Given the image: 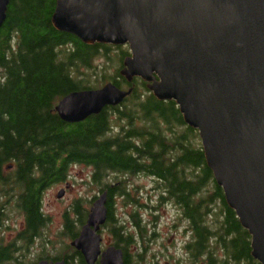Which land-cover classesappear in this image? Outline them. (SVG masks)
<instances>
[{"label": "trees", "instance_id": "obj_1", "mask_svg": "<svg viewBox=\"0 0 264 264\" xmlns=\"http://www.w3.org/2000/svg\"><path fill=\"white\" fill-rule=\"evenodd\" d=\"M55 8L56 0H11L0 29V264H27L25 250L50 223L42 211L44 193L64 182L74 165L91 168L89 185L100 195L107 193L106 223L126 264H131L127 249L134 245L135 233L143 245L137 254L142 264H147V243L158 235L148 233L137 214L132 216V233L117 224L114 199L133 201L129 182L137 175L154 180L156 213L158 207L173 205L178 222L186 223L188 264H259L252 257L251 236L206 164L198 132L184 123L174 101H159L145 82L128 83L120 75L128 52L118 55L119 68L109 82L121 90L133 88L123 103L80 123L61 120L56 107L62 99L102 88L93 84L98 75L90 71L102 54L111 60L107 53L112 46H88L57 31L52 24ZM85 211L76 203L75 217L69 211L63 215L69 239L80 234L89 213ZM12 212L23 217L24 230L6 244ZM165 258L170 264H186L182 258Z\"/></svg>", "mask_w": 264, "mask_h": 264}, {"label": "water", "instance_id": "obj_2", "mask_svg": "<svg viewBox=\"0 0 264 264\" xmlns=\"http://www.w3.org/2000/svg\"><path fill=\"white\" fill-rule=\"evenodd\" d=\"M11 0H0V29ZM54 28L88 46H128L120 75L174 101L199 134L206 164L264 264V0H56ZM132 93L109 83L75 92L56 112L80 123ZM64 196V190L58 199ZM108 195L94 203L71 246L87 264L101 255ZM107 249L100 264H124ZM38 264H66L41 261Z\"/></svg>", "mask_w": 264, "mask_h": 264}, {"label": "rangeland", "instance_id": "obj_3", "mask_svg": "<svg viewBox=\"0 0 264 264\" xmlns=\"http://www.w3.org/2000/svg\"><path fill=\"white\" fill-rule=\"evenodd\" d=\"M111 48L107 53V55L111 56V60L102 54L93 61V70L90 72L96 73L98 79L91 80L94 85H101L99 88H103L107 83L113 82L112 79L116 76V71L119 68L118 55L121 52H128L129 55L125 56V58L131 56L128 46H112ZM102 75H106V78H102ZM123 89L125 90L126 88ZM131 89L133 91V88ZM69 169V174L64 182L53 185L44 193L42 211L50 219V223L42 231L39 239L34 241L30 248L25 250L23 255L27 264L38 263L48 258L61 257L63 259L66 256H72L74 254L73 249L70 248L72 240L65 234L63 215L69 211L75 217L73 206L76 203L81 206L82 210H86L85 212L88 213L93 203L101 196L98 189L89 185L91 168H87L84 165H74ZM154 184V180L145 175H137L130 178L129 190L131 191L130 196L133 201L129 203L121 196H116L114 199V213L117 224L124 226L128 232L132 233L134 229L132 216L133 214H137L138 218L143 220L141 224L147 226L148 233L154 230L158 233L157 241L151 240L147 243V253L144 256V261L147 264H156L157 262L158 264L172 263L170 262L171 260L167 261L165 256L172 257L174 261L182 258L183 263L186 262L188 264L184 248L190 240V235L186 232V223L178 222V210L173 205L158 207L159 213H156L153 206H155L154 201L157 199L158 192L154 190ZM62 190H64V196L58 199L57 196ZM156 217L158 219L154 225L152 222L155 221ZM8 222L9 229L4 234L6 244L10 243L19 232L24 230V219L17 212H12ZM80 229H78V232ZM135 234L137 249L134 245H131L127 249V252L131 264H142L137 254L143 245L139 243ZM102 237L105 239L107 245L117 244V240L112 234L111 226L106 225L104 227ZM71 263L79 264V260L76 258L74 262L70 261Z\"/></svg>", "mask_w": 264, "mask_h": 264}, {"label": "flooded vegetation", "instance_id": "obj_4", "mask_svg": "<svg viewBox=\"0 0 264 264\" xmlns=\"http://www.w3.org/2000/svg\"><path fill=\"white\" fill-rule=\"evenodd\" d=\"M129 89H130V88H129ZM107 220H108V219H107ZM106 225H107V223H105V225L101 227V230H100V232H99V234H101V237H102V231H104V227H106ZM78 236H79V234H78L75 238L72 239L71 243L73 242V240L77 239ZM71 243H70V244H71ZM133 243H134V247L137 249V247H136L137 242L135 241V239H134ZM70 246H71V245H70ZM71 248H72V247H71ZM109 248H116V249L122 250L121 248H119V246H118L117 244H115V245H112V244L107 245V244L105 243V239L102 237V242H101V250H102V252H101V255L99 256L98 261H97L96 264H100V262H101V260H102L103 253H104L107 249H109ZM73 252H74V254H73L72 256H69V257L66 256L65 258H63V259H61V260H59V261H64L66 264H68V261H69V264H70V261H71V262H72V261L74 262V259L77 258V259L79 260V264H82L81 261H83L84 264H87L86 261H85V258H84L83 255L81 254V252L76 251L75 249H73ZM122 252H123V256H124V258H123V259H124V264H126V257H125L124 251L122 250ZM80 256H81V257H80ZM41 261H45V260H41ZM41 261H39V262H41ZM59 261H50V262H54V263H56V262H59ZM39 262H38V263H39ZM38 263H36V264H38ZM71 264H72V263H71Z\"/></svg>", "mask_w": 264, "mask_h": 264}]
</instances>
